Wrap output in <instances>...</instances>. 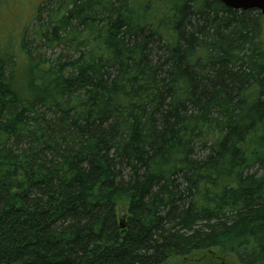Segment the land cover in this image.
Here are the masks:
<instances>
[{
	"label": "trees",
	"instance_id": "1",
	"mask_svg": "<svg viewBox=\"0 0 264 264\" xmlns=\"http://www.w3.org/2000/svg\"><path fill=\"white\" fill-rule=\"evenodd\" d=\"M32 14L0 43V264H264V18L217 0Z\"/></svg>",
	"mask_w": 264,
	"mask_h": 264
},
{
	"label": "rangeland",
	"instance_id": "2",
	"mask_svg": "<svg viewBox=\"0 0 264 264\" xmlns=\"http://www.w3.org/2000/svg\"><path fill=\"white\" fill-rule=\"evenodd\" d=\"M39 2L40 0H3L2 2H0V43H2V41L5 39L6 32L13 30L15 31L13 32L14 34L9 32L10 36L14 37L13 47L16 48V46H18L19 38H17V34L19 31L24 30L27 27L28 23L32 22L33 20L32 12L34 9V5H36ZM9 34L7 33V36H9ZM217 257H221V258L218 259V261H214L215 263L237 264L234 258L231 257L230 255L223 257L222 255H219ZM194 258L195 257H193L192 259ZM195 261L197 263H195L193 260L192 263L202 264L201 260L195 259ZM176 264H181V263L176 262Z\"/></svg>",
	"mask_w": 264,
	"mask_h": 264
},
{
	"label": "water",
	"instance_id": "3",
	"mask_svg": "<svg viewBox=\"0 0 264 264\" xmlns=\"http://www.w3.org/2000/svg\"><path fill=\"white\" fill-rule=\"evenodd\" d=\"M225 7L233 10H256L264 15V0H217Z\"/></svg>",
	"mask_w": 264,
	"mask_h": 264
}]
</instances>
